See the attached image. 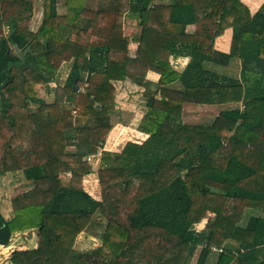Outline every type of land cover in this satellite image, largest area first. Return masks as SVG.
Instances as JSON below:
<instances>
[{"label": "trees", "instance_id": "trees-1", "mask_svg": "<svg viewBox=\"0 0 264 264\" xmlns=\"http://www.w3.org/2000/svg\"><path fill=\"white\" fill-rule=\"evenodd\" d=\"M58 1L43 0L32 31L36 0H0V176L20 171L32 185L11 200L9 220L0 214V246L15 233L37 237L35 249L11 252L8 263L189 264L199 249L195 264L210 253L214 264H264V4L250 15L241 0H109V10L92 12L88 0H61L59 16ZM124 13L151 32L133 59ZM94 27L109 28V39L91 36ZM227 29L230 52L213 51ZM28 46L20 60L15 49ZM170 57L189 61L178 72ZM232 58L239 79L203 69ZM66 63L63 84L51 87ZM149 71L159 75L154 89ZM119 81L145 89L138 129L148 138L113 153L103 146ZM185 104L236 106L198 126L182 123ZM98 153L95 200L82 178L91 171L86 158ZM80 234L100 245L77 252Z\"/></svg>", "mask_w": 264, "mask_h": 264}, {"label": "crops", "instance_id": "crops-1", "mask_svg": "<svg viewBox=\"0 0 264 264\" xmlns=\"http://www.w3.org/2000/svg\"><path fill=\"white\" fill-rule=\"evenodd\" d=\"M59 1H58L59 4L57 3L56 5V13L59 16H62V15H65L66 9L61 3V0ZM160 1H162V3L163 2L168 3L170 0H154L153 4H157ZM241 2L247 7L250 15H254L258 10L262 8L264 4V0H241ZM42 5H43V0H36L34 9H33V17L31 21V26H30L32 31H36L40 25L41 18H42ZM87 6H88V9L92 12H95L99 9L109 10V0H88ZM130 25L135 26L136 30L133 31L131 34H127V35L124 34L123 32L124 27L130 26ZM192 27L193 26H188L187 30L189 28L191 29L190 31H192L194 29V27L193 28ZM122 32H123L122 36L124 38H127L128 40L127 49L129 52V56H128L129 58H132V59L135 58V52L138 47L145 48L149 44L151 32L146 29H139L137 27V18L129 15L128 13H124L122 17ZM110 35H111V30L109 28L94 27L91 29V36H93L94 38L100 39V40H108ZM231 37H232V30L231 29L225 30L223 35L216 38L215 41L213 42V51L222 53V54H228L230 52ZM188 61H189L188 58H185V57H170L169 58V62L172 64L173 68L178 72H181L184 70ZM64 65L67 66V70L69 71L70 65L67 63L63 64V66ZM203 69L205 71L214 72V73H217L225 77H229V78L234 77V79H237L235 77H238L240 75V61L237 58H232L229 60L226 66L204 62ZM158 79H159V75L151 71H149L145 77V81L147 80L150 83V88L152 89H154L155 84L158 82ZM114 86L116 90H118V92H119V89L122 87L123 89L122 92H124L125 94L133 88H141V90L144 93V97L147 100V94H145V91H144L145 89L142 86H139V87L135 86L128 81L116 82L114 83ZM237 105L239 106V104ZM233 106H236V105L211 106V105L185 104L182 108V112L184 114L185 111L190 112V111H194L193 109H197L198 111H202V110L217 111L218 113L221 110H224L228 107H233ZM115 109L118 111V114H119V109L117 108V105L115 106ZM145 111H146V108L143 113L141 109H135L134 111L132 110L131 112L126 111L125 113L126 116H124L125 117L124 122L120 120V116L118 114L113 115L112 120H111L112 129L110 130L107 136V139L103 146V151L119 153L127 143H133L137 145H141L142 143H144V141H146V139L148 138V135L140 132L138 129V125ZM181 120H182V117H181ZM182 123L184 124V121H182ZM117 126L123 127L122 128L123 131L128 130L131 133V134L129 133L130 135L129 134L123 135V137H125L127 141L124 144H119V146L112 145L110 141V139L114 137V134H113L114 129L119 128ZM107 147H108V150L106 149ZM65 150L67 152L74 153L73 147H67ZM98 156L99 154L96 155L95 157L98 158ZM31 186L32 185L30 184V182L26 181L23 178L22 172L20 171L14 172V173H6L5 175L0 176V214L5 220H9L12 217L11 200L15 196L29 191ZM83 189L85 190L87 194H89V192L85 188ZM91 197L94 198L93 196ZM208 217H214V215L211 213H208L207 218L204 219V222L202 220L201 221L202 224L201 222L197 224V226L201 225V227L198 228V230L195 229L196 231H200L204 228L205 223L208 221L207 219H209ZM29 234L31 235V237ZM90 239L93 240V238H90ZM36 241H37V237H36L35 231H25L21 233H15L10 239V243L8 246L6 247L0 246V264H9L8 257L13 251H23V250L35 249ZM228 245H233V243H228ZM198 253H199V249L196 250V252L194 253V255L192 256L190 260V262H193V264H195L196 256ZM215 262H216V255L210 253L205 264H214Z\"/></svg>", "mask_w": 264, "mask_h": 264}, {"label": "rangeland", "instance_id": "rangeland-1", "mask_svg": "<svg viewBox=\"0 0 264 264\" xmlns=\"http://www.w3.org/2000/svg\"><path fill=\"white\" fill-rule=\"evenodd\" d=\"M59 3H60V1H59ZM61 3H62V1H61ZM157 4H167V3H165V2L162 3V1H160ZM189 28H191V27H189ZM189 28H188V30H191ZM135 30H136L135 26L130 25V26H125L123 32H124V34L127 35V34H131ZM67 73H68L67 66L61 65V67L59 69V73H58L59 76L56 78L55 83H52L50 86L54 87V85H56V84L61 86L63 84L64 80L66 79ZM231 77H233V76H231ZM239 77H240V75L238 77H235V78L239 79ZM120 92H117L116 96H115V101H116L115 104L117 105V108L119 109V114H118V111L115 109L116 111L112 112L113 115L118 114L120 116V120L122 122H124L125 121L124 116H126V114H125L126 111L131 112L132 110L134 111L135 109H141L142 113L144 112V110L146 108V103H145L146 98L144 97V93L141 90V88H133L129 92H127L126 94L122 91H120ZM38 97H39V99L43 100L45 103H52L53 102L52 97L48 96L44 90H40L38 92ZM36 107H37L36 104L30 105L31 110H35ZM69 108L72 109L71 107H69ZM193 110L194 111H190V112L185 111L184 114L182 112L181 117H182V121H184L185 125H198L199 126L202 124H208L217 115V111H205V110L198 111L197 109H193ZM71 112H72L71 115L74 116L75 112L73 109ZM127 114H128V112H127ZM72 124H75V122L72 121ZM117 127H119V126H117ZM122 128L123 127H119L117 129H114V132H113L114 137H112V139H110L112 145L119 146V144H124L127 141V139L125 137H123V135L129 134L130 131H128V130L123 131ZM106 149L108 150V147ZM86 160L85 161L88 162V164L90 165L91 171H90L89 175H86L85 177L82 178V187L85 188L89 192V194L94 197V199L100 200L101 199L100 198V186H99V179L97 176L98 158L97 157H95V158L87 157ZM93 186H95V187H93ZM30 189H32V186ZM30 189H29V191H30ZM206 218L207 217H205L204 219H206ZM208 218L209 219H207V220H210L213 217H208ZM246 218L247 217L245 215L242 217L240 225H243L245 223ZM204 219H203V222H204ZM201 224H202V222H201ZM200 227H201V225H199V226L196 225L195 229L198 230V228H200ZM30 237H31V235H30ZM228 243H231V242H224L223 245H225L226 248L229 246L235 247L234 245H228ZM99 245H100V242L98 239L92 240L90 238H87V236H85L84 234H80L78 237H76L75 244H74V250H76L77 252H88L90 250L95 249ZM190 264H193V262H190Z\"/></svg>", "mask_w": 264, "mask_h": 264}, {"label": "water", "instance_id": "water-1", "mask_svg": "<svg viewBox=\"0 0 264 264\" xmlns=\"http://www.w3.org/2000/svg\"><path fill=\"white\" fill-rule=\"evenodd\" d=\"M15 52L17 55H19L20 60H23L24 57L26 56V54L31 52V49L28 46L24 51H22V53H19V51L17 49H15Z\"/></svg>", "mask_w": 264, "mask_h": 264}, {"label": "built area", "instance_id": "built-area-1", "mask_svg": "<svg viewBox=\"0 0 264 264\" xmlns=\"http://www.w3.org/2000/svg\"><path fill=\"white\" fill-rule=\"evenodd\" d=\"M98 154H99V153H98ZM98 154H97V155H98ZM211 249H212V250H215V248H211Z\"/></svg>", "mask_w": 264, "mask_h": 264}]
</instances>
